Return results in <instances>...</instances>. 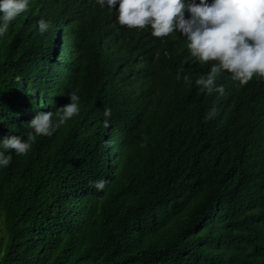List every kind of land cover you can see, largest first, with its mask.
Wrapping results in <instances>:
<instances>
[{"label":"trees","instance_id":"1","mask_svg":"<svg viewBox=\"0 0 264 264\" xmlns=\"http://www.w3.org/2000/svg\"><path fill=\"white\" fill-rule=\"evenodd\" d=\"M210 67L96 0H30L0 36V139L40 112L58 123L77 89L81 111L5 153L0 264H264V80L222 73L209 95Z\"/></svg>","mask_w":264,"mask_h":264},{"label":"clouds","instance_id":"2","mask_svg":"<svg viewBox=\"0 0 264 264\" xmlns=\"http://www.w3.org/2000/svg\"><path fill=\"white\" fill-rule=\"evenodd\" d=\"M30 0H0V36L8 33L9 26L20 15L29 11ZM101 7L115 9L116 22L126 29L138 32L151 30L154 38H168L177 33L187 41L193 63L211 65L207 74L200 75L195 85L203 93H224L217 79L227 73L239 87L247 86L253 79L264 80V0H96ZM118 5V7H117ZM187 13V16L185 15ZM51 27L49 22L38 21V30L44 34ZM180 79V75H177ZM18 83L21 77L17 76ZM191 85L189 75L183 76ZM78 89L69 94V103L57 110L58 123L53 122L52 112H40L22 136L0 139V167L7 168L14 152L27 156L38 137L52 136L60 125L80 114ZM103 115L111 117V108L105 107ZM216 115L213 108L206 119ZM104 127H109L107 120ZM143 146V145H142ZM107 181L93 182L97 191H103Z\"/></svg>","mask_w":264,"mask_h":264},{"label":"bare ground","instance_id":"3","mask_svg":"<svg viewBox=\"0 0 264 264\" xmlns=\"http://www.w3.org/2000/svg\"><path fill=\"white\" fill-rule=\"evenodd\" d=\"M165 71V70H164Z\"/></svg>","mask_w":264,"mask_h":264}]
</instances>
